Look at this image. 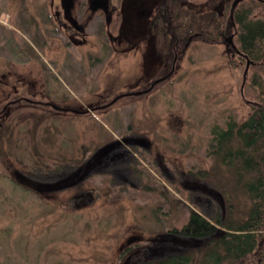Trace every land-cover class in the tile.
Here are the masks:
<instances>
[{"label": "rangeland", "instance_id": "obj_1", "mask_svg": "<svg viewBox=\"0 0 264 264\" xmlns=\"http://www.w3.org/2000/svg\"><path fill=\"white\" fill-rule=\"evenodd\" d=\"M53 1L0 0V264H136L165 257L177 243L164 237L188 221L191 209L210 218L215 211L218 201L210 204L200 191L218 185L229 194L233 190L230 171L218 169L209 155L212 130L242 123L252 112L241 91L246 64L234 56L233 37L231 44L224 39L231 24H222L220 36L212 24L213 10L223 14L222 0H182V7L178 2L170 26L179 27V34L202 26L210 35H184L173 75L136 97L131 94L144 91L160 72L158 64L144 60L143 50L150 60L154 50L147 46L167 50L147 40L139 49L129 40L119 46L111 36L130 38L134 18L126 16H138L141 9L148 15L164 0H112L114 7L106 11L89 6L80 18L86 22L94 15L83 28L85 42L58 25L60 0ZM138 1L145 6L138 8ZM159 15H166L163 9ZM254 18L264 20V9ZM171 41L169 35L170 48ZM173 64L170 58V69ZM119 96L124 97L111 105ZM114 141L125 153L117 178L116 155L84 174L87 158L94 155L89 163L95 165ZM84 148L89 152L83 159ZM156 155L182 178L168 181L151 164ZM79 159V167L67 166ZM43 162L66 168L58 174L35 171ZM197 169L216 171L215 177L192 180L205 190L186 188L194 183L187 175ZM134 237L141 241L138 250L120 256Z\"/></svg>", "mask_w": 264, "mask_h": 264}, {"label": "trees", "instance_id": "obj_2", "mask_svg": "<svg viewBox=\"0 0 264 264\" xmlns=\"http://www.w3.org/2000/svg\"><path fill=\"white\" fill-rule=\"evenodd\" d=\"M179 1L165 0L160 7L170 21ZM234 1L236 0H222L223 14L213 10L211 19L217 36L221 34L222 24H231L227 33L231 32L238 45L234 56L239 57L245 64L248 60L252 62L241 87L243 96L252 106V112L242 123L231 121L226 128L215 127L208 149L218 169L223 167L230 171L233 190L229 194L222 190L220 185L218 190H208L206 185L200 184L204 190L207 188L205 191L197 188L202 195H209L210 201H218L215 211H212L213 217L206 216L203 211L191 209L188 221L169 233L172 242L177 243L176 246L190 243L189 248L192 249L179 252V247L176 249V246H173L175 251L165 257L139 260L136 264H264V20L254 18L258 9H264V2L243 0L234 7ZM181 14L175 15V21L181 19ZM192 15L198 16L193 13ZM174 27L170 26L169 30L179 33L177 26ZM205 28L201 26L199 30H193L192 27H187L184 34L198 31L201 34L199 37L203 39L204 35H210L209 30H206L209 28ZM211 36L209 37L213 38ZM112 144H116V141ZM88 152L87 148H84L83 159L87 157ZM94 158V155L89 156L87 160L91 162ZM81 162L82 159H79L74 165L70 163L67 166L79 167ZM65 166L61 163L56 168L43 162L35 171L58 174L64 172ZM215 174V169H197L191 170L189 175L202 181L215 177ZM33 184L32 182L30 185ZM194 194L192 192L189 195L193 198ZM233 199L242 206L241 210L232 204ZM241 199L244 201H239Z\"/></svg>", "mask_w": 264, "mask_h": 264}, {"label": "flooded vegetation", "instance_id": "obj_3", "mask_svg": "<svg viewBox=\"0 0 264 264\" xmlns=\"http://www.w3.org/2000/svg\"><path fill=\"white\" fill-rule=\"evenodd\" d=\"M54 1L52 2V5L55 4ZM77 1L78 0H60V2H59V10H56L55 18L57 19L58 25L65 31V33L69 34L70 32H72V33H75L74 36L81 35L82 36L81 37V41L85 42L86 41L85 40L86 39V37H85L86 36V34H85L86 30H83V28L85 27V29H86V27L89 26L90 23H92V21L94 20L93 19L94 15H91L89 17L88 21H86V22L81 21L80 18L85 16L87 10L89 9V6H91V11H93V10L95 11V8H98V7L106 11L108 9V7H109V4H110L111 7H114L113 5L115 3V0H114V3L112 2V0H109V1L107 0L108 2H106V4H107L106 7L104 5L105 2L103 3V1H101V0H91L89 5H88V2H83V0H80V3H77ZM138 2H139L137 4L138 8L145 6V3L141 2V1H138ZM164 2H165V0H164ZM164 2H161L160 5H158V6H156L158 4V2H156L157 4L152 9L148 10L149 11L148 15H145L144 14L145 11L140 8L142 10V12H141V14H138V16L135 15V17H133L130 14H129V16H126L128 18V20H130L131 18H134V21L129 22L130 25L132 26L131 29H130V30H132L131 33L133 32L132 34L130 33V35H132V36H130V38H126V39L122 38L124 35L123 36H121V35H119V36L118 35L117 36L112 35L111 36L110 35L111 37H113L112 40H113V42L115 44H116V41L119 40V42H118L119 46H121L123 44L124 41H122V40H126V42H128V40H129V44H131L133 46L132 48L136 47V48L139 49L140 48L139 44L140 45L141 44H146L145 40H147V42L156 41V45L160 44V49L167 50L164 54H163V50H160L159 51L160 54H159L156 51L157 49H159V48H156L158 46H154L152 44H151V46H147L149 48V50H154L153 57L151 58L152 60H150L149 55H146V53L143 50L144 60H146V62H148V60H149L151 62V64L152 63L153 64H158L159 68H160L159 69L160 72H159V75L155 76V78L152 79V81L147 86V88H145V90L142 91V92H145V91L151 89L153 84L155 82L159 81V80L163 79L162 80L163 82L168 80V78L170 76H172L173 73H174L175 65H176L175 63L178 61V58H180L179 54L182 53L181 55H183V52H184V50H181V52H179L178 49H179V45H182L183 42H184V38L183 37H184L185 34H183V33L179 34L177 32H174L173 30H169L170 22H169L168 16L167 15H164V16L163 15H159L160 6H162V3H164ZM180 2L182 3V0H180ZM85 3L87 4V8H86V4ZM95 3L97 4V6L95 5ZM183 4H184V2L181 4V7L183 6ZM130 7H131V4L129 5V8ZM73 10H75L76 13H74L75 11H73ZM132 10H133V6H132ZM105 20H106V17H105ZM79 21L82 24H80ZM137 22H138V25L136 27ZM83 31L85 33H83ZM168 34L172 37L171 43H173V44H171V48L168 47V44H169L168 43V36H169ZM228 35H230V34H228ZM231 37H232V35H230L228 37H224V39L229 41V43L231 44ZM73 39H75V38H71L70 37L71 41ZM109 39H110V37H109ZM79 42H80V40H79ZM75 43L78 44L77 41ZM119 51L120 50H116V48H115L114 53L116 54ZM156 52H157L158 56H156ZM173 54H174V56H173ZM170 58H173V62H174L172 69L169 68V60H170ZM158 61H159V63H158ZM156 86L157 85H155L153 87V89ZM142 95H145V94H142ZM132 96L136 97L137 95H132ZM138 96H141V95H138ZM123 140L128 141L129 144L138 145V147H140L139 145L142 143L141 141L134 140L132 138H128V139L127 138H123ZM122 146H123V144H121V143H116V144H113L111 146L109 145V147H107V151L101 156V158L99 159L98 162L95 163V165L89 163V161H87L84 164V166L86 168H84L85 171H83V173L88 175L90 173V171H93L95 169L94 166H98V165L103 164V163L104 164H108L106 162V160L107 159H111V158L113 159L114 156L116 155L115 157H116V178H117V171L119 169L118 168V160H120L125 155V153L123 154V153L120 152V148H122ZM144 147H145V149H149V147L147 145L141 146L140 148H144ZM115 152H116V154H113ZM162 160H163L162 158H159V156L156 155L155 158H153V160H151V164H154V163H155L154 165L157 164L158 167H159L160 173H162L166 177V179L168 181L182 178V177H180L179 174H172V172L170 170H168V168L165 167V164H164V162ZM90 166H93V167L89 168ZM187 177L190 178V182H194V181H192L194 178L191 177L189 174L187 175ZM172 184L175 185V183H172ZM190 184H192V183H190ZM193 185L190 186V187L186 186V188H188V189L190 188V190H193V191L197 190V188H201L200 185H197V182H194ZM207 202H209L210 204L212 203L210 201V199H208ZM166 236L167 237L166 238L164 237V239H163V240H165V242L168 243L170 241H173V239L170 238V236H168V234ZM137 239L138 238L134 237L131 240V242L127 243L126 247L121 251L120 256L125 254V252L127 250L131 251V254L133 252H135L136 250H138V248L140 247L141 241L138 242V241H136Z\"/></svg>", "mask_w": 264, "mask_h": 264}, {"label": "water", "instance_id": "obj_4", "mask_svg": "<svg viewBox=\"0 0 264 264\" xmlns=\"http://www.w3.org/2000/svg\"><path fill=\"white\" fill-rule=\"evenodd\" d=\"M243 0H236V1H234L235 3H234V7L238 4V3H240V2H242ZM262 2H264V0H262ZM103 3H104V1H103ZM104 5H105V7H106V4L104 3ZM251 61H249L248 60V63L246 64L247 65V67H246V71H245V76L244 77H246L247 76V72H248V69H249V66L251 65ZM163 80V79H162ZM162 80H159V81H157L155 84H153V86H152V88L151 89H149V90H147V91H145V92H140V93H135V94H131V95H142V94H147V93H149L152 89H153V87L155 86V85H157V84H159V83H161L162 82ZM121 97H123V96H119V97H117L115 100H113L112 101V103H110L111 105H113V104H115L119 99H121ZM52 108H54L55 110H59V108L58 107H56L55 105H50ZM75 113H83V112H78V111H74Z\"/></svg>", "mask_w": 264, "mask_h": 264}]
</instances>
